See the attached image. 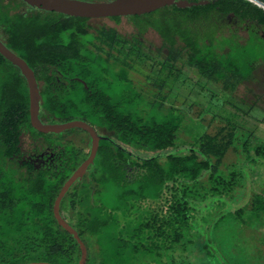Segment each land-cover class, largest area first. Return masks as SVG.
<instances>
[{"label":"trees","instance_id":"trees-1","mask_svg":"<svg viewBox=\"0 0 264 264\" xmlns=\"http://www.w3.org/2000/svg\"><path fill=\"white\" fill-rule=\"evenodd\" d=\"M20 5L26 4L0 0V38L41 72L37 76L45 82L39 116L45 121L79 118L112 133L100 140L93 162L60 202L62 215L86 245V264H134L142 257L146 264H239L219 257L220 242L213 245L208 233L241 213L242 205L221 208L241 186L242 164L262 159L264 145L249 151L246 138L231 146L232 125L226 132H203L180 144L185 112L164 104L163 96L147 99L127 76V57L139 50L136 36L128 38L102 25L89 31L87 17L28 5L23 10ZM229 12L243 23L244 40L235 32L223 34ZM127 18L138 34L148 28L158 33L169 51L164 64L169 74L177 75L173 61L184 51L185 63L227 95L264 60V8L249 0H209L185 7L172 3ZM108 61L119 64V71L113 73ZM41 63L58 64L69 80L56 84L55 70L48 73ZM166 78L156 80L159 87ZM23 129L33 139L56 142L55 165L23 168L10 156ZM51 134L30 125L25 81L18 67L0 54V264H77L79 247L56 222L52 202L83 155L62 136L53 139ZM229 149L238 151L237 156L245 152L242 162L222 164ZM249 204L251 214L259 216L264 198L254 193ZM215 235L217 240L224 234Z\"/></svg>","mask_w":264,"mask_h":264},{"label":"rangeland","instance_id":"rangeland-1","mask_svg":"<svg viewBox=\"0 0 264 264\" xmlns=\"http://www.w3.org/2000/svg\"><path fill=\"white\" fill-rule=\"evenodd\" d=\"M25 6L20 5L19 8L24 10L27 7ZM87 22L90 30L102 25L114 27L128 38L136 34V28L127 16H120L118 20L111 17H92ZM231 32H235L240 40H244L247 36L246 29L240 23L227 24L223 34L229 35ZM139 39V50L136 54H130L127 57L129 64H132L127 76L132 85L144 93L147 99L155 98L156 94L163 96L164 104H172L185 112L178 132L180 144L182 141H192L195 136L203 132L212 134L220 128L226 132L228 126L232 125L231 146H239L246 138L248 143L245 146L249 151H252L257 144L264 145V106H262L264 60L257 61L251 74L227 95L226 91L220 90L218 83L206 80L194 67L185 63L184 51H181V56L178 55L173 61L174 70L177 73L175 77L169 74L166 68L159 69V66L164 64L161 60L165 58L167 52L169 54V51L162 45L161 37L155 30L148 28L139 35ZM128 47L129 43H126L124 48ZM222 48L225 50L227 47L224 45ZM165 74L167 77L164 80L165 84L159 87L158 82L154 80ZM255 94H258V99ZM57 136H62L63 141L79 147L83 143H80L81 140L86 141L87 135L80 129H73L62 134L52 132L51 138L56 139ZM23 144L26 148L32 146L33 138L29 133L24 135ZM233 152L231 149L227 151L222 164L242 162L241 158L245 157V152L241 151L240 156L236 155L238 151ZM240 169L242 171L241 186L234 189L230 199L225 200L226 206L223 204L221 210H232L239 205H242L243 209L238 216H230L225 223L216 224L217 228L209 231L208 234L212 235L213 245H217V241L220 242L219 257L233 259L239 264H243V261H245L244 264H264V209L259 216L254 215L251 214L249 204L250 196L254 193L264 198V157L250 159L242 164ZM210 210L213 211V208ZM213 216L215 217L214 214ZM221 230L224 235L215 240L217 237L215 232L221 233ZM145 261L146 258L142 257L134 264H146Z\"/></svg>","mask_w":264,"mask_h":264},{"label":"water","instance_id":"water-1","mask_svg":"<svg viewBox=\"0 0 264 264\" xmlns=\"http://www.w3.org/2000/svg\"><path fill=\"white\" fill-rule=\"evenodd\" d=\"M32 7L44 10H54L68 15H78L83 17H111L120 15L140 14L152 11L160 6L174 3L178 7L190 6L193 4L206 3L209 0H24ZM264 8V0H249ZM0 54L16 65L27 83L28 92V112L30 125L40 132L57 133L71 127H79L85 130L90 136V148L88 154L63 180L60 188L52 202V213L56 222L64 228L76 241L79 247L77 264H86L87 248L78 231L62 215L60 202L72 185V183L82 176L88 165L93 162L99 140L103 136L98 134L93 125L79 118H72L64 121H44L39 117L40 93L32 68L27 62L15 52H13L0 38ZM18 264H55L46 260H32Z\"/></svg>","mask_w":264,"mask_h":264},{"label":"flooded vegetation","instance_id":"flooded-vegetation-1","mask_svg":"<svg viewBox=\"0 0 264 264\" xmlns=\"http://www.w3.org/2000/svg\"><path fill=\"white\" fill-rule=\"evenodd\" d=\"M21 1V0H20ZM24 1V0H23ZM25 2V1H24ZM26 5H28L26 2H25ZM27 9V8H26ZM28 9H41V8H37V7H32L30 5H28ZM44 10V9H43ZM65 14V13H64ZM68 15V14H67ZM120 16H128V15H120ZM119 16V17H120ZM227 20L228 21V24L230 23H239L238 22V19L234 18L232 19L233 17V12H229L227 15ZM92 18V17H90ZM112 18V17H111ZM89 19V18H88ZM240 24H243L242 22H240ZM89 31H94L95 32V29L94 30H90L88 29ZM146 31V30H145ZM144 31V32H145ZM119 34H121L119 31H117ZM143 32V33H144ZM122 36H124L123 34H121ZM139 35L138 34V31L136 30V34L135 35H132L130 36L129 38H132L133 36H136L138 38V41L140 42V39H139ZM138 45L140 46V43H138ZM105 49H111L110 47L108 46H103ZM112 51L114 52V54L116 55L117 52L115 49H112ZM104 56L106 55L105 52L102 53ZM168 55V52L165 54V58L167 57ZM165 58L163 60H161L162 62H164L165 64ZM42 65H46L48 66L49 70H48V73H51V69L52 70H55V74L58 76V79L59 80H54L53 82H55L56 84H65L69 79L67 77V79H65L62 75H65L66 73L62 74L60 71H58V68H59V65L58 64H53V63H41ZM79 65H83L85 64L84 62H81V63H78ZM106 64L108 66H111L112 68V72L113 73H116L119 71V64L113 62V61H108L106 62ZM164 64H161L159 66V69H163L164 68ZM66 66L68 65H72V63H65ZM132 68V64H130ZM32 68V67H31ZM129 68V69H130ZM33 70V69H32ZM18 71L20 72L19 68H18ZM33 73H34V76H35V79L37 81V85H38V89H39V93H40V101H41V88H42V85L44 84L45 80L43 78H40L37 76V73H41V72H35L33 70ZM20 75L23 77L24 81H25V84H26V87H27V83H26V80L24 78V76L21 74L20 72ZM71 77H74L76 79H78L80 82H82L83 84H85V81L80 78L79 76H74L72 75ZM159 78V77H158ZM61 80V81H60ZM154 80V79H153ZM154 82H156V80H154ZM27 96H28V92H27ZM256 96V99L259 98L258 94H255ZM255 102H257V100H255ZM259 106V105H258ZM262 106H264V101L262 103ZM260 107V106H259ZM261 108V107H260ZM40 109V108H39ZM40 117V116H39ZM41 118V117H40ZM42 120H44V118H42ZM45 121V120H44ZM94 128L96 129V132L98 134H102L103 136H106V137H102L101 139L103 138H106V139H109L111 133L110 132H107L103 129V131L101 130L102 128H99V127H96L94 126ZM73 129H80L82 130L83 132L86 133V141H83L81 140L80 143H82L81 145H79V147L76 146V152H78L77 154L79 155H83L81 156V158L76 162L75 166L70 170V172L78 165V163L84 159V157L88 154V151H89V148H90V136L89 134L79 128V127H71V128H67V129H64L60 132H57V133H64L65 131L67 130H73ZM26 133H29L27 131H25V129L21 130L20 131V134H19V141H18V146L15 147V148H12V153L13 155H10L11 157H13L23 168H39V167H48L50 168L51 166L55 165V162H56V158H57V155H59V150H58V145L56 144V142H47V141H42V140H39V139H33V144L30 148H26L23 144V138H24V135ZM71 133V132H70ZM30 134V133H29ZM56 134V133H54ZM31 135V134H30ZM32 137V136H31ZM33 138V137H32ZM100 139V140H101ZM99 140V142H100ZM71 141V140H70ZM88 144V145H87ZM87 145V146H86ZM99 145V144H98ZM98 148V147H97ZM97 152V150H96ZM96 155V154H95ZM89 166V165H88ZM88 168V167H87ZM86 168V170H87ZM85 170V171H86ZM84 171V173H85ZM69 172V173H70ZM83 173V174H84ZM82 174V175H83Z\"/></svg>","mask_w":264,"mask_h":264}]
</instances>
